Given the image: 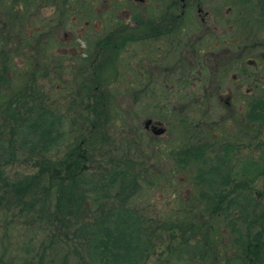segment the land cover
Returning a JSON list of instances; mask_svg holds the SVG:
<instances>
[{
    "label": "trees",
    "instance_id": "16d2710c",
    "mask_svg": "<svg viewBox=\"0 0 264 264\" xmlns=\"http://www.w3.org/2000/svg\"><path fill=\"white\" fill-rule=\"evenodd\" d=\"M23 2L26 9L27 0ZM22 10L23 6L14 5L6 14L19 20L17 11ZM145 36L152 37L153 32L112 29L96 43L105 52L98 66L92 57L81 56L95 71L80 88L85 91V101L79 103L81 112L86 113L81 116L85 133L74 134L76 146L52 160L49 156L70 137L75 121L70 124L65 113L45 104L35 74L42 70L36 66L40 62H30V69L14 66L16 55L5 50L7 42L0 32V210L26 215L39 212L40 218L46 215L45 223L54 230L39 254L25 256L23 264H69L70 260L75 264H147L162 241L167 258L161 264H238L228 257L235 251L247 264H264V242L254 240L244 247L251 222L242 216L236 221L233 202L223 195L239 178L222 170L231 149H223L222 155L204 154L201 115L197 120L193 116L201 113L200 109L184 110L185 117L178 121L184 143L169 153L175 166L189 173L196 186L190 198L178 202L184 215L179 211L175 217L165 214L162 221L155 222L133 205L141 183L148 184V180L137 169V154L130 149L120 152L116 144L123 139L105 133L111 110L104 91L119 80L115 66L124 46ZM51 48L36 47L43 65V53L49 60ZM96 55L102 54L99 51ZM109 59L116 63L109 65ZM52 65L58 63L53 61ZM113 65L110 72L107 66ZM21 74L28 77L21 79ZM128 140L127 147H134L135 140ZM152 145V150L159 149L155 142ZM16 162L29 165L34 172L18 179L8 177L4 168ZM220 214L225 218L219 220ZM71 247L72 252L68 251ZM56 252L61 253L60 259Z\"/></svg>",
    "mask_w": 264,
    "mask_h": 264
},
{
    "label": "flooded vegetation",
    "instance_id": "af4514ba",
    "mask_svg": "<svg viewBox=\"0 0 264 264\" xmlns=\"http://www.w3.org/2000/svg\"><path fill=\"white\" fill-rule=\"evenodd\" d=\"M97 2L104 4L102 22H97ZM30 4L45 15L49 48V42H90L97 24L152 31V37L124 46L128 56L118 58L117 73L135 74L141 95L181 94L185 101L179 110L200 109L204 154L231 149L222 170L239 178L223 195L232 200L236 221L241 216L250 221L264 202V0H27ZM56 30L63 31L62 38ZM69 52L77 51L70 47ZM150 103L159 105L154 98ZM147 120L144 130L161 136L153 126L164 129L162 124L150 120L146 126ZM221 214L219 220L225 218Z\"/></svg>",
    "mask_w": 264,
    "mask_h": 264
},
{
    "label": "rangeland",
    "instance_id": "374dc122",
    "mask_svg": "<svg viewBox=\"0 0 264 264\" xmlns=\"http://www.w3.org/2000/svg\"><path fill=\"white\" fill-rule=\"evenodd\" d=\"M17 2L18 4L15 0H0V32L5 35L3 42H7L5 50L8 49L9 53L16 55L12 59V63L18 68L28 67L30 69V62L32 64L40 62L35 64L37 68L42 70H37L35 74L39 86L42 87L45 104L65 113L67 122H70V124L73 120L75 121L70 126V137L68 136L64 145L53 150L49 156L50 159L56 160L61 158L70 146L77 143H75L74 134L81 135L85 133L81 116H85L86 113L81 112L79 104L81 101H85V91L80 88L86 82V79L91 78L92 72L95 73V71L86 65L87 62L81 56L86 55L89 59H91L90 57L94 58L95 62L98 61L94 65L98 66V63L100 64L99 60H102L104 55H98L99 57L95 58V54L99 52L96 43L109 30L107 27H101L100 24H97L96 32H91L90 42H76L75 46L74 43L69 42H49L52 44L49 60L45 53H43L44 57L42 58L46 61V64L48 60L49 66L45 63L43 65L41 59L38 58L36 47L40 45L41 49L49 48V45L47 46L44 41V33L48 32L46 27L48 25L43 20L45 15H43L42 10L38 9L36 4L27 5L25 9L23 0H17ZM14 5L17 7L23 6L22 11H17L20 12L18 14L20 16L19 20L14 17L9 19L8 14H6V9ZM103 5L100 2L96 3L97 22H102L105 15ZM120 16H122V13ZM56 32H54V35L58 34V38L63 37V31L56 30ZM70 47L75 48L76 54L69 52ZM125 52L126 50H123V54L128 56ZM137 55L138 53H136L134 59H137ZM53 61L58 63L55 69H51ZM20 77L23 79L28 75L21 74ZM118 79L108 90L104 91L108 94V103L111 110V121L107 122L104 130L108 137L114 136L123 139V142L118 140L119 143L116 144V148H120V152H125V149L129 152L130 149L131 152L137 154L134 158L135 155L131 153L135 162L137 161V169L148 180V184L141 183L138 195L133 198V205L144 211L155 222L158 219L162 221L165 214L170 216L172 214L175 217L173 214L178 211L182 216L184 214L177 207L178 202L190 198V195L194 194L195 186L191 181L190 174L178 169L169 153L171 149L173 151L182 147L185 140L181 134V126L178 123L179 118L185 117L184 110L179 112L178 109L185 99L181 94H162L159 97L160 99L158 96L154 97L151 94L141 95L139 92L141 89L140 81L135 74L123 72L118 76ZM153 98L154 102L156 101L159 104L156 108L150 103ZM162 104L166 105L164 106L166 109L160 108V106H163ZM200 115L201 113H196L193 116L197 120ZM147 119L161 123L165 132L159 137H153L152 134L146 132L143 124ZM66 129L69 130V127H66ZM129 133H131L130 136ZM128 139L135 140L134 147H127ZM152 142H155L159 149L152 150L150 148L153 146ZM113 147L115 149V145ZM135 148L138 150L135 151ZM240 159L246 158L242 157ZM4 169L6 175L12 179H18L34 172L29 165L18 162L10 164ZM261 181L262 179L259 178L256 184ZM257 188L259 192H262L261 186H257ZM255 210L256 213L250 218V231L247 232L249 237L246 233V241L244 240L245 243H243L245 248L248 242L254 240L264 242V202L258 204ZM39 216V212H35L34 215H26L21 214L18 210L13 213L0 210V264H23L25 256L34 257L39 254L42 245L46 243V239L54 233V230H50L45 223L44 217L46 215H42L41 218ZM194 220L197 223L200 222ZM217 225L215 223V226ZM165 246L164 241L157 244L147 264H161L167 258V256L165 257ZM72 250V247L68 249L70 252ZM235 252L234 255L228 257L237 260L238 264H247L245 257H237ZM56 253L59 254V252ZM60 255L61 253L58 255V259H60ZM69 264L75 263L70 260ZM174 264L182 263L176 262Z\"/></svg>",
    "mask_w": 264,
    "mask_h": 264
},
{
    "label": "water",
    "instance_id": "95a60500",
    "mask_svg": "<svg viewBox=\"0 0 264 264\" xmlns=\"http://www.w3.org/2000/svg\"><path fill=\"white\" fill-rule=\"evenodd\" d=\"M150 123H151V121L147 120L145 125L148 126ZM156 129H157V127L153 126V130H155L153 132H154L155 135H162L164 133V129L163 128H158L157 130Z\"/></svg>",
    "mask_w": 264,
    "mask_h": 264
}]
</instances>
